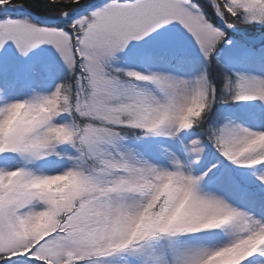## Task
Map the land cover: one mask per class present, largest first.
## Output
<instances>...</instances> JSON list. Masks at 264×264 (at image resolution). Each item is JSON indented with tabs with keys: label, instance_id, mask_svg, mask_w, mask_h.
<instances>
[{
	"label": "snow or ice",
	"instance_id": "6c2138e0",
	"mask_svg": "<svg viewBox=\"0 0 264 264\" xmlns=\"http://www.w3.org/2000/svg\"><path fill=\"white\" fill-rule=\"evenodd\" d=\"M44 2L51 22L0 0V264H264V130L209 117L264 105V75L221 57L239 25L264 28V0Z\"/></svg>",
	"mask_w": 264,
	"mask_h": 264
},
{
	"label": "rangeland",
	"instance_id": "374dc122",
	"mask_svg": "<svg viewBox=\"0 0 264 264\" xmlns=\"http://www.w3.org/2000/svg\"><path fill=\"white\" fill-rule=\"evenodd\" d=\"M16 15H24V14H16ZM46 20H50L54 18L52 16H41ZM243 27H238L240 29H244L247 31L243 32L251 37L258 36L254 38L250 43V45L246 44V42H242L237 39L235 36H232L233 39V46L225 48L221 53L222 60L223 58L227 57L230 60L229 67L233 68L234 70H244L256 75H264V58L260 56V52L264 51V29H259V25H252L253 29H248L247 26L242 25ZM250 26V25H248ZM260 34V35H258ZM256 45H260L256 47ZM249 49L254 55H247ZM187 53L191 56L198 57V52L191 46L187 47ZM39 56V53L35 54ZM128 66L136 67L138 70H143V67L137 63H130ZM166 71H172L176 73L182 74H191L192 65L188 62L177 63L173 61L172 64L166 68ZM226 114H223L220 119L215 123L214 126H219V124L224 123V118L227 117L228 119L232 120L234 123L241 124L242 126L252 128L254 130H264V105H262L259 101L253 102H240L236 103L234 106H227L225 107ZM158 143H167V140L162 137H155V138H142L140 142L137 143V147H143L147 144H158ZM212 153H215L213 150ZM147 155V153H146ZM215 156L219 158V167L222 169L230 170L233 174L246 177L249 181V191L256 193L250 186L258 184V182L254 181V177L251 175L252 169L248 170H241L236 169L235 166L230 165L227 161H225L222 157H219L218 153H215ZM260 168L258 167L255 171H259ZM215 171V170H214ZM244 171H246L244 173ZM248 173L249 175H246ZM257 194V193H256ZM229 197L233 200L234 203L237 205L244 207L248 202V198L245 194L239 192H229ZM257 196H259L257 194ZM222 239H226V237H222Z\"/></svg>",
	"mask_w": 264,
	"mask_h": 264
},
{
	"label": "trees",
	"instance_id": "16d2710c",
	"mask_svg": "<svg viewBox=\"0 0 264 264\" xmlns=\"http://www.w3.org/2000/svg\"><path fill=\"white\" fill-rule=\"evenodd\" d=\"M25 7L28 8L29 10H31L32 12H34L36 15L54 17V10L49 8V7H46L44 0H26ZM244 26H247V28L250 30L254 28L252 25H250V26L244 25ZM238 27H243V26L239 25ZM259 29H264V28L259 27ZM244 31H247V30H244ZM232 36H235V35L233 33H230V37H232ZM263 43H264V41L261 44H263ZM222 62H223V60H222ZM223 71H224V69H222L219 65H217L215 63L213 64V66L211 68L212 76L216 80L217 85H218V94H220L219 93V86L222 83L221 74ZM235 104L236 103H231V102L224 103V104H221V103L214 104L212 112L209 113V117H210L211 121L213 122V126L215 125V123L220 119V117L223 114H226V112H225L226 108L225 107L234 106ZM213 150L214 149H211V152H213ZM245 172L246 171H244V173ZM246 175H249V174L246 173ZM250 187L259 195V193L257 191V184L252 185Z\"/></svg>",
	"mask_w": 264,
	"mask_h": 264
},
{
	"label": "clouds",
	"instance_id": "9594fccd",
	"mask_svg": "<svg viewBox=\"0 0 264 264\" xmlns=\"http://www.w3.org/2000/svg\"><path fill=\"white\" fill-rule=\"evenodd\" d=\"M196 111H198V109H197ZM193 114H196V113L194 112ZM71 183H72V181H71V180H68V179H65V180L63 181V184H64L65 186H67V185H69V184H71ZM226 219H227V217L213 218V219L210 221V223H211L213 226H217V225H220V224L224 223ZM262 241H264V235H260V236H258V237L256 238V241H255V242H256V243H259V242H262ZM234 253H235V250H232L230 253H228V254H226V255H232V254H234ZM213 264H228V261H227V259H226L224 256H221V257L217 258V259L213 262Z\"/></svg>",
	"mask_w": 264,
	"mask_h": 264
},
{
	"label": "water",
	"instance_id": "95a60500",
	"mask_svg": "<svg viewBox=\"0 0 264 264\" xmlns=\"http://www.w3.org/2000/svg\"><path fill=\"white\" fill-rule=\"evenodd\" d=\"M24 15L29 16L31 19L36 20V21H42V22H51L52 20H46V19H42L39 16L35 15L32 11H30L29 9L25 8L23 11ZM236 33H239V31H237ZM238 37L244 41H248L247 37L242 35V34H238Z\"/></svg>",
	"mask_w": 264,
	"mask_h": 264
}]
</instances>
